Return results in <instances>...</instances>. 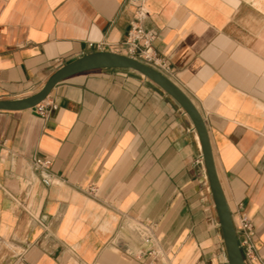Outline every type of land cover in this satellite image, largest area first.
<instances>
[{
    "label": "crops",
    "instance_id": "crops-1",
    "mask_svg": "<svg viewBox=\"0 0 264 264\" xmlns=\"http://www.w3.org/2000/svg\"><path fill=\"white\" fill-rule=\"evenodd\" d=\"M147 4L234 223L252 222L246 264H264V0ZM134 13L128 0H0V100L39 92L69 59L124 53ZM45 102L56 105L45 116L0 110V264H228L200 137L173 97L117 67L71 75Z\"/></svg>",
    "mask_w": 264,
    "mask_h": 264
},
{
    "label": "water",
    "instance_id": "water-1",
    "mask_svg": "<svg viewBox=\"0 0 264 264\" xmlns=\"http://www.w3.org/2000/svg\"><path fill=\"white\" fill-rule=\"evenodd\" d=\"M117 67L131 68L150 78L166 93L173 97L189 115L200 137L204 163L216 203L223 240L228 255V264H246L244 254L239 244L233 216L218 177L205 121L190 97L167 75L123 53L96 51L81 57L69 59L64 66L51 75L45 86L39 92L21 99H1L0 110L33 108L47 98L58 82L71 75L93 69Z\"/></svg>",
    "mask_w": 264,
    "mask_h": 264
},
{
    "label": "built area",
    "instance_id": "built-area-1",
    "mask_svg": "<svg viewBox=\"0 0 264 264\" xmlns=\"http://www.w3.org/2000/svg\"><path fill=\"white\" fill-rule=\"evenodd\" d=\"M135 6L134 17L131 21V27L127 33L126 39L121 43L123 54L137 59L155 69L167 74L170 70V64L167 58L160 53V51L155 47L154 41L156 39V32L153 29L146 28L144 22L150 16V10L147 4V0H128ZM105 43H99L97 45L98 49L102 50ZM56 108L54 104H48L45 100L34 106L36 112L45 116L47 114L48 107ZM52 160L50 158L35 157L33 159V165L35 168L46 171L50 168ZM45 183H50L51 178L48 176L44 177ZM97 188L90 186L87 189L89 195L94 196L96 194ZM235 227L238 235V240L244 258L249 259L254 255V244H253V225L250 218L242 214L239 217L238 222H235ZM142 237L146 241H151L153 239V231L147 225H141L139 228ZM151 255H154L156 259L158 257L159 251L152 248L150 251ZM165 264V263H163Z\"/></svg>",
    "mask_w": 264,
    "mask_h": 264
}]
</instances>
